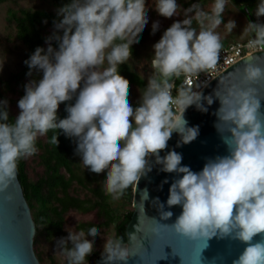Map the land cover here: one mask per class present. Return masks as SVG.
<instances>
[{
  "label": "rangeland",
  "instance_id": "1",
  "mask_svg": "<svg viewBox=\"0 0 264 264\" xmlns=\"http://www.w3.org/2000/svg\"><path fill=\"white\" fill-rule=\"evenodd\" d=\"M88 6L93 9L82 18ZM83 22L91 25L86 32ZM21 25L45 36L38 52H30ZM252 34L264 38V0L0 1V104L28 137L21 152L28 180L35 184L46 176L49 131L66 124L67 99L81 83L98 91L99 104L116 128L112 141L100 131L91 146L72 156L77 172L90 179L88 185L104 191L112 220L90 230L83 223L108 216L97 207H71L55 228L33 199L34 248L43 264H95L101 255L128 253V243L117 239V223L133 212L141 166L174 121L163 123L154 111L152 97L167 77L154 69L152 59L169 54L194 69L210 49ZM58 71H63L59 78H50ZM117 98L126 103L119 106L112 100ZM136 162L139 170L133 174L129 164ZM61 173L70 175L64 166ZM89 186L74 181L69 191L94 200Z\"/></svg>",
  "mask_w": 264,
  "mask_h": 264
},
{
  "label": "water",
  "instance_id": "2",
  "mask_svg": "<svg viewBox=\"0 0 264 264\" xmlns=\"http://www.w3.org/2000/svg\"><path fill=\"white\" fill-rule=\"evenodd\" d=\"M0 264H43L0 119ZM128 253L95 264H264V49L199 90L153 148L135 182Z\"/></svg>",
  "mask_w": 264,
  "mask_h": 264
},
{
  "label": "trees",
  "instance_id": "3",
  "mask_svg": "<svg viewBox=\"0 0 264 264\" xmlns=\"http://www.w3.org/2000/svg\"><path fill=\"white\" fill-rule=\"evenodd\" d=\"M242 1L251 3L255 0ZM92 9V6L86 7L82 11V18H85L90 14ZM25 28L26 27L21 25L20 35L24 41L27 42L30 52L32 54L36 53L40 50V41H42L45 36H41L39 30H26L27 28ZM81 28L86 32L91 28V25L83 22L81 23ZM65 32L68 33L69 31L66 30ZM174 61L177 67H183L175 59ZM61 72L63 71L54 72L50 75V78H59ZM162 75L167 77L166 80L171 78H168L170 75L169 73ZM177 83L178 85L182 84V77H178ZM99 84L100 82H96L95 85L98 87ZM89 87V83H81V88L67 99V107L63 116V119L67 120L66 124L61 127L50 129L48 134L49 144L46 147L48 157L45 159L48 171L46 176L41 177L35 184H32L28 180L24 161L21 159V152L26 145L28 137L23 133L13 117L9 115L6 106L0 104V119L9 126L13 134L15 163L26 197L31 206H33V199L40 202L44 210V219L55 228H60L62 226L63 215L71 207H78L84 210L97 207L101 214L103 213L105 216L109 217L104 221L83 223V227L90 230H96L101 225L107 224L112 220L110 216L111 211L104 191L100 186H89L88 182L90 179L86 180L85 177L80 175V173L77 172V169L73 166L72 156L75 153L81 152L84 147L91 146L93 141L99 136L100 131H105L108 139L111 141L116 137V128L111 117L103 111L99 104L102 102L101 95L98 91L91 92ZM155 95L156 92L152 97L154 111L156 113L164 112V108L155 104ZM112 100H114L119 106H123L126 103V101L121 98ZM69 133L72 134L69 136ZM134 139L135 138L133 137V140ZM74 141H80L81 145H78ZM63 166L70 172L69 177H65L64 173H61V168ZM129 167L133 174H136L139 170L138 162L129 164ZM74 181H77L83 186H89L95 192V199H83L79 196L72 195L69 188ZM47 208L51 209V214L47 211ZM131 215L132 212L128 213L125 218L117 223V239L120 242H126V224L130 220ZM50 231L51 229L49 228V232Z\"/></svg>",
  "mask_w": 264,
  "mask_h": 264
},
{
  "label": "built area",
  "instance_id": "4",
  "mask_svg": "<svg viewBox=\"0 0 264 264\" xmlns=\"http://www.w3.org/2000/svg\"><path fill=\"white\" fill-rule=\"evenodd\" d=\"M262 49L264 38L260 34H252L244 40L210 49L204 58H197V67L194 69L177 67L174 57L169 54L154 57L152 66L158 70L159 75L173 74L170 79L160 82L154 96L155 104L165 109L164 112L157 113L161 121L166 123L172 120L187 105L195 90H200L224 69L241 57ZM165 57L167 60L158 61ZM178 77H182L181 85L177 83ZM181 91H185L186 95L183 96Z\"/></svg>",
  "mask_w": 264,
  "mask_h": 264
},
{
  "label": "bare ground",
  "instance_id": "5",
  "mask_svg": "<svg viewBox=\"0 0 264 264\" xmlns=\"http://www.w3.org/2000/svg\"><path fill=\"white\" fill-rule=\"evenodd\" d=\"M165 60H167V57H165V58H161V59H158L159 62H160V61L162 62V61H165ZM198 93H199V89L195 90L194 95H198ZM178 115H179V113L176 114V116L174 117V120L178 117ZM172 122H173V121H172ZM141 167H143V164H142Z\"/></svg>",
  "mask_w": 264,
  "mask_h": 264
}]
</instances>
